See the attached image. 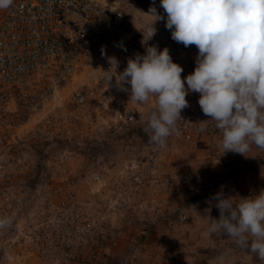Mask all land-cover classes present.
Returning a JSON list of instances; mask_svg holds the SVG:
<instances>
[{"label": "rangeland", "instance_id": "1", "mask_svg": "<svg viewBox=\"0 0 264 264\" xmlns=\"http://www.w3.org/2000/svg\"><path fill=\"white\" fill-rule=\"evenodd\" d=\"M104 1L121 12L128 26L109 57L130 38L129 58L145 54L147 46L167 47L183 68L182 80L194 71L198 49L171 38L160 0ZM151 7L164 19L155 21L156 34L145 43L142 32L155 19L149 15ZM100 63L62 91V110L73 114L69 122L62 120L61 108H53L52 92L43 80L16 101L13 136L18 143L9 145V151L21 158L22 169L7 185L21 202L0 208V219L12 221L0 228V264H148L146 243L159 240L163 249L171 241L178 245L179 237H201L208 248L212 237L224 236L206 232V216L219 218L211 197L223 191L238 202L264 190V151L223 154L212 121L206 132L192 136L183 121L181 134L168 139L166 150H153L141 121L155 109V99L137 104L128 96L116 113L106 111L98 97L81 106L71 104L80 84L98 93ZM186 100L190 106L183 111L202 113L199 93ZM210 119L205 115L203 121ZM46 120L53 124L51 140L43 137ZM180 222L195 224L180 227ZM137 241L143 247L136 250Z\"/></svg>", "mask_w": 264, "mask_h": 264}, {"label": "clouds", "instance_id": "2", "mask_svg": "<svg viewBox=\"0 0 264 264\" xmlns=\"http://www.w3.org/2000/svg\"><path fill=\"white\" fill-rule=\"evenodd\" d=\"M12 3L0 0V9ZM160 6L171 38L197 47L194 71L182 80L183 68L173 62L167 47L147 46L145 54L129 58L120 73L116 58H109L111 67L102 74L107 89L115 77V87L128 92L131 101L145 104L155 99V109L141 121L153 150H166L168 139L181 134V112L190 106L186 96L199 93L198 104L211 119L198 122L197 130L205 132L207 122H214L223 154L264 151V0H160ZM149 13L155 19L142 32L145 43L156 34L155 21L164 19L155 7ZM211 199L217 201L219 218L206 216L207 234L227 236L264 261V190L238 202L223 191ZM11 223L0 219V228Z\"/></svg>", "mask_w": 264, "mask_h": 264}, {"label": "built area", "instance_id": "3", "mask_svg": "<svg viewBox=\"0 0 264 264\" xmlns=\"http://www.w3.org/2000/svg\"><path fill=\"white\" fill-rule=\"evenodd\" d=\"M127 27L121 12L104 0H13L10 7L0 9L1 209L8 208L10 202L14 205L21 202V196L8 192L7 185V181L16 177L15 171L22 169L21 158L9 151V145L18 143L13 136L16 101L29 96L33 84L43 80L52 92L53 108L62 110L64 104L62 100L59 102L62 91L79 83V77L101 62L98 93L80 84L72 92L71 104L81 106L87 99L98 97L106 111L116 113L129 93L117 90L115 77L107 89L102 74L111 67V57L107 54L126 33ZM132 41L125 40L114 56L118 61L117 73L127 67ZM125 87L130 89V85ZM61 112L64 122L71 121L70 109L64 108ZM36 130L41 129L37 127ZM42 130L43 137L51 140L53 124L50 120L44 122ZM135 246L136 250L141 249L143 243L137 241ZM134 257L135 253L130 262Z\"/></svg>", "mask_w": 264, "mask_h": 264}, {"label": "crops", "instance_id": "4", "mask_svg": "<svg viewBox=\"0 0 264 264\" xmlns=\"http://www.w3.org/2000/svg\"><path fill=\"white\" fill-rule=\"evenodd\" d=\"M193 223L180 222L179 224L180 227L181 225L191 227L190 224ZM200 238L194 237L189 240L179 237L176 240L178 245L171 241L163 249L157 246L162 243L161 241L151 240L145 244V250L148 253L146 256L150 262L148 264H260L258 258L238 248L228 237H212L208 248H206L207 243H203Z\"/></svg>", "mask_w": 264, "mask_h": 264}, {"label": "trees", "instance_id": "5", "mask_svg": "<svg viewBox=\"0 0 264 264\" xmlns=\"http://www.w3.org/2000/svg\"><path fill=\"white\" fill-rule=\"evenodd\" d=\"M16 106V104H15ZM15 106H14V110H15ZM188 111H183L181 112V117H182V122H179L180 124L183 123L184 121V125L187 127V135H195V134H201L204 132L198 131V125L197 123L200 121H203L205 118V114H203V112L201 113H197V112H193V114H187ZM206 132V131H205Z\"/></svg>", "mask_w": 264, "mask_h": 264}]
</instances>
